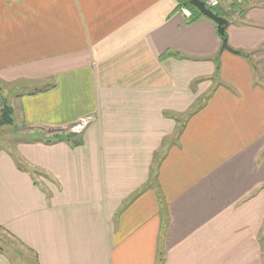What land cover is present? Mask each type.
<instances>
[{
  "label": "crops",
  "instance_id": "crops-1",
  "mask_svg": "<svg viewBox=\"0 0 264 264\" xmlns=\"http://www.w3.org/2000/svg\"><path fill=\"white\" fill-rule=\"evenodd\" d=\"M213 12L0 0V264H264V0Z\"/></svg>",
  "mask_w": 264,
  "mask_h": 264
},
{
  "label": "trees",
  "instance_id": "trees-1",
  "mask_svg": "<svg viewBox=\"0 0 264 264\" xmlns=\"http://www.w3.org/2000/svg\"><path fill=\"white\" fill-rule=\"evenodd\" d=\"M176 2H177V9L180 10L182 8H185L191 13V17L187 20V23H192V22L196 21L197 19L204 17L193 6H191L189 4V0H176ZM211 10L215 11V8H211ZM219 39L222 40L220 37H219ZM166 56H172V57L174 56L175 58L178 57V55L174 54V53H168V55H166ZM244 56L247 59L249 58L248 55H246V54ZM216 71H217V73L219 71L218 60H217V65H216ZM0 105H1V108H0V127L12 126V124H13V120H12L13 110L10 106L7 105L5 99H3L1 96H0ZM72 139H73L72 135L61 134L60 136H57L54 140L55 141H70L73 145H76V143L74 141H72ZM0 252H2L1 249H0Z\"/></svg>",
  "mask_w": 264,
  "mask_h": 264
},
{
  "label": "rangeland",
  "instance_id": "rangeland-1",
  "mask_svg": "<svg viewBox=\"0 0 264 264\" xmlns=\"http://www.w3.org/2000/svg\"><path fill=\"white\" fill-rule=\"evenodd\" d=\"M213 22V21H212ZM214 23V22H213ZM215 24V23H214ZM216 26V25H215ZM218 35V34H217ZM10 99L12 100L13 98L10 97ZM7 105L9 106V103L6 102ZM12 103V101H11ZM10 103V104H11ZM12 105V104H11ZM17 116H18V112H17V108H14V113H12V120H13V124L12 126H3L0 127V148L1 147H8V146H12L11 145V141H17V139H15L16 137V131L12 133V130L15 129V125H17L16 123L17 121ZM73 125H71L72 127ZM70 127V128H71ZM18 128V126L16 127V129ZM18 131V130H17ZM64 135H72L73 138L77 137L75 135L72 134V130L71 129H67L64 131ZM19 138V137H17ZM0 238L2 240V243L5 247H7L9 242H12L5 234H3L2 232H0ZM13 243V242H12ZM14 245V243H13ZM16 248V245H15ZM18 248V247H17ZM7 250V249H5ZM8 255L11 257L12 261L14 264H30L29 261H31V258L29 257L28 254H24V256L22 258L17 257L16 255H13L12 253L8 252ZM32 263V262H31Z\"/></svg>",
  "mask_w": 264,
  "mask_h": 264
},
{
  "label": "water",
  "instance_id": "water-1",
  "mask_svg": "<svg viewBox=\"0 0 264 264\" xmlns=\"http://www.w3.org/2000/svg\"><path fill=\"white\" fill-rule=\"evenodd\" d=\"M189 4L193 6L202 16L215 23L217 34L222 39L220 50L221 51L227 50L233 52L231 48L227 45V35H226V28L229 25L230 21L223 17H220L217 13L207 8L204 2L201 0H189Z\"/></svg>",
  "mask_w": 264,
  "mask_h": 264
},
{
  "label": "built area",
  "instance_id": "built-area-1",
  "mask_svg": "<svg viewBox=\"0 0 264 264\" xmlns=\"http://www.w3.org/2000/svg\"><path fill=\"white\" fill-rule=\"evenodd\" d=\"M204 2L205 6L209 9L211 8H215L219 5V0H201ZM180 12L185 16V18L189 19L191 17V13L185 9L182 8L180 9ZM91 118H85V119H81L79 122H77L76 124H74L71 128L69 127V129L72 130V134L75 136H78L82 133V131L85 129L86 125L88 124L89 121H91Z\"/></svg>",
  "mask_w": 264,
  "mask_h": 264
}]
</instances>
